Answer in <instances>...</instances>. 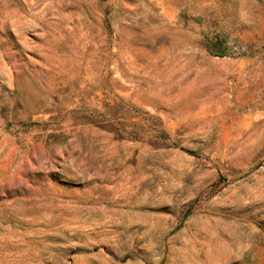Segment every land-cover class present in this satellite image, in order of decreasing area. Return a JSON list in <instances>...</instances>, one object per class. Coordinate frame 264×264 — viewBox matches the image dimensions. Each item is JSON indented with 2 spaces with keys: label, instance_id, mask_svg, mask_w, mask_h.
I'll list each match as a JSON object with an SVG mask.
<instances>
[{
  "label": "rangeland",
  "instance_id": "374dc122",
  "mask_svg": "<svg viewBox=\"0 0 264 264\" xmlns=\"http://www.w3.org/2000/svg\"><path fill=\"white\" fill-rule=\"evenodd\" d=\"M0 264H264V0H0Z\"/></svg>",
  "mask_w": 264,
  "mask_h": 264
},
{
  "label": "trees",
  "instance_id": "16d2710c",
  "mask_svg": "<svg viewBox=\"0 0 264 264\" xmlns=\"http://www.w3.org/2000/svg\"><path fill=\"white\" fill-rule=\"evenodd\" d=\"M208 50L209 53H211L214 56H223V51H221L219 47L215 44H212Z\"/></svg>",
  "mask_w": 264,
  "mask_h": 264
}]
</instances>
